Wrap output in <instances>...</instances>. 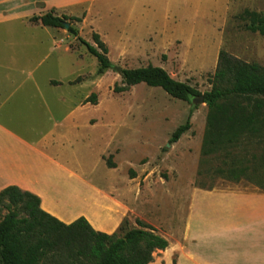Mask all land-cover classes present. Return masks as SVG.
<instances>
[{
	"label": "rangeland",
	"instance_id": "374dc122",
	"mask_svg": "<svg viewBox=\"0 0 264 264\" xmlns=\"http://www.w3.org/2000/svg\"><path fill=\"white\" fill-rule=\"evenodd\" d=\"M245 9L262 13L264 0H97L89 10L92 25L67 23L77 36L59 29L70 43L68 51L64 44L53 48L60 41L51 33L54 31L48 33L31 22L32 17L47 12L65 15L41 1L0 0V26H15L12 29L28 38L36 30L37 40L44 43V53L53 48L54 77L79 81L77 90L70 89L69 94L58 96L65 98V103L52 105L51 118L44 110L39 113L40 129L55 121L58 126L53 129L57 134L68 131L69 147L53 150L58 161L69 164L88 184L118 201L127 230L140 228L136 224L139 220L151 226L168 244L177 245L186 204L194 188L244 192L253 189L244 180L234 182L204 173L220 166L218 155L207 158L201 155L205 104L195 106L145 84L114 91L116 86H123L117 68L122 71L152 65L204 93L211 88L208 80L221 50L264 67V37L246 31L245 24L235 19ZM93 34H98L105 43L112 64L102 73L98 72L96 59L77 39L95 45ZM91 94L96 95V102L88 103L83 111L75 110L73 123L79 128L73 131L72 121L66 122L64 116L72 100L82 98L76 104L79 105ZM189 116L190 129L170 144L173 132ZM108 161L114 168L106 165ZM74 186L58 185L56 193L65 204L62 209L90 201L88 218L99 227L102 199L92 189L78 183ZM52 199L49 192L44 205L48 206ZM5 214L3 211L0 220ZM153 254L162 256L158 251ZM177 256L172 253L173 264Z\"/></svg>",
	"mask_w": 264,
	"mask_h": 264
},
{
	"label": "crops",
	"instance_id": "0c3cea01",
	"mask_svg": "<svg viewBox=\"0 0 264 264\" xmlns=\"http://www.w3.org/2000/svg\"><path fill=\"white\" fill-rule=\"evenodd\" d=\"M38 1L57 13L81 18L80 23L92 25L89 10L97 0H33V3ZM14 27L0 26V191L15 186L37 196L40 208L59 222L70 224L83 217L94 231L111 235L124 218L122 205L88 184L69 164L58 161L53 150L69 147L68 131L57 134L53 129L58 126L55 121L40 129L39 113L44 110L51 118L52 105L65 103V98L58 96L79 87V81L58 80L53 75L52 49L64 44L70 51L67 36L59 29L39 26L48 33L54 31L51 33L60 39L44 53V43L37 40L36 30L28 38L25 33H17ZM81 99L72 100L64 116L66 122L72 121L73 131L79 126L73 123L72 115L75 110L86 109L88 104L84 98L76 105ZM263 151L264 148L260 150L261 156ZM259 162L252 164L249 175L239 180L248 182L253 187L250 191L194 188L186 204L177 245L168 244L164 251L157 250L162 256L153 254L149 264H173V252L178 255L176 264H264V183H255L249 178ZM76 183L92 189L102 199L99 227L88 218L90 201L62 209L65 204L56 193L58 185L75 187ZM49 192L53 199L46 206L44 198Z\"/></svg>",
	"mask_w": 264,
	"mask_h": 264
},
{
	"label": "trees",
	"instance_id": "16d2710c",
	"mask_svg": "<svg viewBox=\"0 0 264 264\" xmlns=\"http://www.w3.org/2000/svg\"><path fill=\"white\" fill-rule=\"evenodd\" d=\"M235 19L245 24L246 31L264 37V12L245 9ZM31 22L64 29L66 23H78L81 18L47 12L32 17ZM67 31L77 36L72 26ZM77 39L96 59L99 73L112 67L107 58L108 49L98 34L92 35L95 45ZM120 75L123 86H116L115 92L145 84L192 105L193 99L202 96L207 114L201 155L204 158L218 155L220 164L204 173L239 181L249 175L252 164L259 160L249 178L264 183V151L260 154L264 148L263 66L241 61L221 50L208 80L211 88L204 93L152 65L123 69ZM95 102V94L85 100V103ZM189 118L173 132L170 144L190 129ZM106 165L114 168L109 161ZM3 211L6 214L0 220V264H149L155 251L168 247L163 237L139 220L136 224L140 228L129 230L127 221L123 220L118 231L111 235L94 231L83 217L70 224L61 223L40 208L37 196L15 186L0 191V216Z\"/></svg>",
	"mask_w": 264,
	"mask_h": 264
},
{
	"label": "water",
	"instance_id": "95a60500",
	"mask_svg": "<svg viewBox=\"0 0 264 264\" xmlns=\"http://www.w3.org/2000/svg\"><path fill=\"white\" fill-rule=\"evenodd\" d=\"M68 27H69V26H68V24L66 23L65 26H64V29L67 30ZM117 72L120 73V72H121V69H120V68H117ZM192 103H193V105H195V106L198 105V104H204L203 97L200 96V97H198L197 99H193V100H192ZM167 146H169V144H168Z\"/></svg>",
	"mask_w": 264,
	"mask_h": 264
}]
</instances>
